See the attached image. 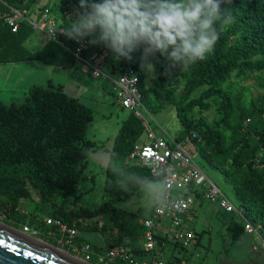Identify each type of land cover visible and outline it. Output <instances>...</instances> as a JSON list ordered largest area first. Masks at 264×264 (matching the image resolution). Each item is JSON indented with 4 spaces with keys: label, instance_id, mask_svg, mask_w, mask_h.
<instances>
[{
    "label": "trees",
    "instance_id": "1",
    "mask_svg": "<svg viewBox=\"0 0 264 264\" xmlns=\"http://www.w3.org/2000/svg\"><path fill=\"white\" fill-rule=\"evenodd\" d=\"M213 2L219 3L221 13L216 23L219 39L213 51L188 66L182 61H173L170 66L158 52L145 53L143 48L130 52L127 47L117 50L110 39H101L99 27L88 31L86 17L92 12V4L104 0H49L36 10L59 14L63 29L59 40L69 50L48 39L40 47H27L35 31L22 22L12 33L3 17L11 8L30 9L32 0H0V65L39 61L47 66L72 68L77 60L71 51H75L77 40L89 42L81 55L84 59L94 53L117 54L120 72L126 68L136 70L147 114L156 116L169 105L174 106L181 124L175 138L196 134L192 139L196 158L229 183L234 205L264 240V0ZM66 5L74 8V19L60 15ZM147 62L153 73L148 78ZM251 79L257 95L246 82ZM204 113L212 115L210 121ZM90 120V111L79 99L51 80L30 87L23 102H0V213L5 219L31 228L19 206L31 199L32 189L42 202L52 206L51 220L77 231L79 220L99 216L156 180L138 162L128 161L145 131L142 122L128 113L114 139L100 207L75 208L85 161L90 149L97 146L85 139ZM247 120L254 122L245 124ZM33 228L45 233L58 247L60 234L56 226L45 221ZM226 229L233 242L244 232L243 224L233 218ZM74 242L80 244L76 238ZM89 263L95 264L94 259Z\"/></svg>",
    "mask_w": 264,
    "mask_h": 264
},
{
    "label": "rangeland",
    "instance_id": "2",
    "mask_svg": "<svg viewBox=\"0 0 264 264\" xmlns=\"http://www.w3.org/2000/svg\"><path fill=\"white\" fill-rule=\"evenodd\" d=\"M47 1L49 0H32V6L37 10L43 7ZM39 34L35 32L28 41L31 39L38 40ZM44 39L40 40L45 41ZM26 46L31 47L30 43L26 44ZM102 57L105 63L102 67L103 73L108 78L118 79L120 64L117 54L102 55ZM165 62L170 66L173 64V60L166 57ZM146 66V78L153 76L150 70V63L147 62ZM48 80H51L54 84H61L68 95L78 98L80 103L90 111L91 120L87 127L85 139L96 144L98 147L96 146L97 148L95 147L89 151V157L85 161L84 172L82 173L83 178L78 183V192L74 201L75 208L77 209L96 210L102 203L101 196L105 172L109 164L114 139L128 111H120L121 107L117 102L116 91L113 90L109 79L93 78L90 69L85 64L78 62L72 68H58L36 63L1 65L0 102L5 104L23 102L30 87L43 85ZM246 82H250L249 84L255 91L254 94L257 95L255 81L251 79ZM174 113V106L169 105L156 116L149 117L144 114V117L149 122L156 136L164 138L167 136L176 137L181 131V124ZM204 114L206 119L210 121L212 115ZM253 122V120H247L245 124ZM140 141L147 142L145 132ZM192 147L191 149L188 146L194 152L195 148L193 145ZM196 160L205 176L235 204V195L229 183L223 180L219 172L205 166L199 158H196ZM161 190V182L155 180L141 187L130 198L119 201L109 210L103 211L99 216L86 217L79 220L76 237L90 243V245L92 244L95 247L103 249L118 245L121 242V236L126 238L127 241L137 240V237L141 233L140 222H143V220L152 215ZM203 202L202 205H198L197 211L193 212V215L196 213L195 218L191 219L190 222L188 219L195 239L199 242L196 250L198 256L195 258L196 263L221 264L223 260L234 257L239 258L235 260L238 264H243L246 261V247L239 245V249H236L237 251L230 248L234 242L228 238L225 224L228 223L231 216L217 212L216 205L214 206V204L207 201ZM59 203L60 201H58ZM19 208L22 213L26 214L28 223L30 224L31 222L32 224H30L32 231L24 232V234L27 233L26 235L40 239L53 246L41 230L36 229L38 230V234L36 235L31 233L35 231L34 225L45 223V221L47 223V219H52V206L42 202L34 190L31 189V199L21 202ZM0 222L22 231L21 223H14L11 220L5 219L1 213ZM244 237L246 236L243 235L239 239ZM254 245L260 249V243L257 240H255ZM56 248L71 254L65 246L58 245ZM259 252L262 254V259L264 260V252L261 250ZM76 257L81 259L80 256L76 255ZM256 259L258 260L259 257ZM245 264L250 263L246 261ZM255 264H260V262L256 261Z\"/></svg>",
    "mask_w": 264,
    "mask_h": 264
},
{
    "label": "built area",
    "instance_id": "3",
    "mask_svg": "<svg viewBox=\"0 0 264 264\" xmlns=\"http://www.w3.org/2000/svg\"><path fill=\"white\" fill-rule=\"evenodd\" d=\"M60 15L66 20L74 19V8L71 9L70 5H66L60 11ZM82 20L85 21L84 18ZM3 21L12 33L18 31L22 22H26L33 31L40 33L45 39L59 43L69 50L59 40L63 32L59 14L55 15L48 9H45L43 13L34 12L32 14L27 9L11 8L10 12L3 17ZM88 44V40H77L75 51H71V53L78 63H83L90 69L93 78L109 79L113 90L116 91L117 102L121 109L133 113L142 122L147 142L136 143L128 160L138 162L140 166L149 171L151 177L162 184V190L152 215L142 222L145 229L143 230L145 249L147 251L155 250L157 241L152 230L160 226L162 221H167L170 236L184 250H189L193 246L195 236L193 231L186 227V218L196 210L201 201L214 204L225 214L232 215L235 220L243 224L244 231L256 235L264 246V240L256 230L257 228L202 172V168L197 163L195 151L192 152L188 148V146H192V139L196 138V134L185 135L181 139L156 136L144 117V114L149 117L150 115L142 106V95L139 90V77L136 70L126 68L120 72L118 79L108 78L102 71L105 64L102 56L98 53L89 55L87 59L81 56ZM197 194L200 195L197 196ZM47 224L58 228L60 237L57 244L65 246L67 251L71 253H76L86 263L94 259L95 264H124V262L130 264H166L160 258L148 263H136L130 259L124 249H109L105 252L95 251L88 243L78 245L74 242L77 236L76 229L70 228L58 220L47 219ZM30 230L29 227L24 226L21 232ZM37 232L35 230L31 233L36 235ZM50 235L53 234L49 233L48 236Z\"/></svg>",
    "mask_w": 264,
    "mask_h": 264
},
{
    "label": "clouds",
    "instance_id": "4",
    "mask_svg": "<svg viewBox=\"0 0 264 264\" xmlns=\"http://www.w3.org/2000/svg\"><path fill=\"white\" fill-rule=\"evenodd\" d=\"M88 31L99 27L101 39L117 49L160 53L185 66L213 51L220 30V5L213 0H104L92 4Z\"/></svg>",
    "mask_w": 264,
    "mask_h": 264
},
{
    "label": "crops",
    "instance_id": "5",
    "mask_svg": "<svg viewBox=\"0 0 264 264\" xmlns=\"http://www.w3.org/2000/svg\"><path fill=\"white\" fill-rule=\"evenodd\" d=\"M28 10L31 13L37 12L33 8L32 5H31V8ZM42 38L44 39V37L40 35L38 40L31 39L30 41L27 42V44L30 43L31 48L40 47L44 42L43 40H40ZM22 63H31V64L36 63V64L44 65L43 63H41L39 61H28V62H22ZM12 64H18V63H12ZM4 65H6V64H4ZM45 66H47V65H45ZM139 142H141V141H139ZM190 148L192 149L193 147L191 146ZM202 203H204V202L201 201L199 204L202 205ZM156 204H157V202H156ZM197 208H196V211H197ZM215 208H216L217 212H219V213L221 212V214L223 213L224 215H226L224 212L219 210L217 206H215ZM195 216H196V213L194 215L192 213L191 215H188L186 218V227L188 229H190L191 231H193V230L190 228L189 222L191 219L193 220L195 218ZM230 216H231L230 218H233L235 220V218L232 217V215H230ZM188 219H189V222H188ZM140 225H141V230H140L141 233L137 237V240L135 239L132 241H127L126 238H123V236H121L120 237L121 242L116 246H109L106 249L95 247L92 244H91V246L93 249H95V251H98V252H105L109 249H124L127 252V254L129 255L130 259L136 263H148V262L155 260L156 258H160L166 264H197L196 259H195L198 257L196 254V250H197L198 244H199L197 239L194 240L193 246L189 250H182L179 247V245L174 241L172 236H170V233L168 230L169 223L167 221H162L160 226H158L152 230V232L155 235V239L157 241V245L155 247V250L147 251L144 247V232H143V230H145V229L142 226V222H140ZM226 227H227V223L225 224V228ZM243 235L246 237L239 239ZM239 238H238L239 240L238 239L235 240L234 243L231 244V246L229 245L230 248H232L233 250H236V249L238 250L239 245L240 246L242 245L243 247L245 246L247 249V254L245 255L246 261H248L250 264H255L256 261L260 262V264H264V260L262 259V254L259 252V250L264 252V246H263V244H261L260 240L256 237V235H253L251 233L244 231L239 236ZM76 240H78L80 244L88 243V242H84V241L78 239V237H76ZM255 240H257L260 243V249L256 245H254ZM88 244H90V243H88ZM72 255L76 256L77 254L72 253ZM258 257H259V259L257 260L256 258H258ZM237 259H239V258L233 257L232 259H230V258L225 259V260H223V262L221 264H238L235 261ZM246 261L243 264H245Z\"/></svg>",
    "mask_w": 264,
    "mask_h": 264
},
{
    "label": "water",
    "instance_id": "6",
    "mask_svg": "<svg viewBox=\"0 0 264 264\" xmlns=\"http://www.w3.org/2000/svg\"><path fill=\"white\" fill-rule=\"evenodd\" d=\"M3 225L6 228L0 226V264H82L78 262L81 259L72 254L64 251L69 257L60 255L54 250L61 249L44 242L48 249L31 241L28 236L21 234V231ZM84 264L89 263L84 261Z\"/></svg>",
    "mask_w": 264,
    "mask_h": 264
},
{
    "label": "bare ground",
    "instance_id": "7",
    "mask_svg": "<svg viewBox=\"0 0 264 264\" xmlns=\"http://www.w3.org/2000/svg\"><path fill=\"white\" fill-rule=\"evenodd\" d=\"M0 226H3V227H5L6 228V226H4L2 223L0 224ZM8 229V228H7ZM12 231V230H11ZM14 231V230H13ZM21 234H23V235H26V234H24V233H22L21 232ZM26 236H28V235H26ZM27 238H29L31 241H34V242H36L37 244H40V245H42V246H44V247H46V248H48L47 246H46V244L44 243V241H42V240H40V239H35V238H33V237H30V236H28ZM49 249V248H48ZM55 252H57L58 254H60V255H63V256H68L69 257V255L67 254V253H65L64 251H61V250H54ZM78 262H80V263H82V264H84V261H82V260H78Z\"/></svg>",
    "mask_w": 264,
    "mask_h": 264
}]
</instances>
